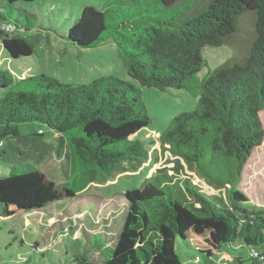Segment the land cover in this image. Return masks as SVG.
<instances>
[{
    "label": "trees",
    "instance_id": "16d2710c",
    "mask_svg": "<svg viewBox=\"0 0 264 264\" xmlns=\"http://www.w3.org/2000/svg\"><path fill=\"white\" fill-rule=\"evenodd\" d=\"M17 1L35 0H0V21L12 26L10 32L0 30V43L14 59L34 51L15 34L26 27L10 21L3 10ZM152 1L155 7L125 0L116 21L108 16L111 6L85 5L66 39L93 47L111 38L141 86L184 89L197 98L193 110L175 115L164 127L156 159L168 150L217 193L205 192L182 164L176 167V182L164 176L160 186L148 182L125 191L122 222L101 264H180L177 239L207 257L221 246L233 249L236 241L264 254V209L252 206L238 187L247 159L264 136L259 118L264 109V0ZM222 45L232 49V56L199 78L207 66L201 49ZM0 88V143L16 135L20 123L43 124L57 135L60 147L68 146L75 173V188L61 187L39 167L0 177V219H17L74 197L88 189L96 172L106 177L122 163L148 158L134 135L149 117L140 89L127 81L102 75L76 85L45 75L20 78L4 68ZM76 261L97 264L84 257Z\"/></svg>",
    "mask_w": 264,
    "mask_h": 264
},
{
    "label": "rangeland",
    "instance_id": "374dc122",
    "mask_svg": "<svg viewBox=\"0 0 264 264\" xmlns=\"http://www.w3.org/2000/svg\"><path fill=\"white\" fill-rule=\"evenodd\" d=\"M189 1L185 0V3ZM145 2H151L152 7L156 5L152 0ZM85 5L96 9L111 6L108 16L116 21L120 18L117 16V13L120 15L119 6H126V2L35 0L4 5L3 10L7 11L8 19L26 27L21 32L16 30V36L25 37L34 51L29 56L14 59L0 46V70L6 68L16 76L45 75L61 83L76 85L88 84L102 75H112L129 82L140 89L149 117L148 125L134 135L135 139L143 141L148 158H138V161L131 164L122 163L106 177L96 172L88 189L74 197L50 203L17 219L1 217L0 264H77V257H84L97 264L103 263L115 243L118 226L122 222L124 192L140 188L148 182L160 186L164 176L176 182V174L179 175L176 167L184 165L168 150L163 151L159 161L156 159L160 151V134L172 117L193 110L197 98L184 89L159 90L141 86L129 75L111 38L93 47H80L69 42L66 31ZM181 7L178 4L177 8ZM245 21H249V18L245 17ZM232 54V49L226 45L204 46L201 57L207 66L197 76L202 78ZM3 95L4 90L0 88V98ZM259 118L264 130V109L259 111ZM0 148L6 150L0 153V177L39 167L50 179L60 183L61 187L75 188L70 150L66 144L60 147L57 135L52 134L43 124L20 123L18 133L7 135L3 143H0ZM184 166L186 174L195 176ZM195 181L202 184L205 192L217 193L204 180L195 176ZM171 187L176 188L173 185ZM238 187L246 194L252 206L264 209V136L247 159ZM175 251L180 264H204L210 261L219 264L226 259L224 255L230 256V264L235 263V253L231 250H227L230 253L226 249L217 251L218 258L207 257L187 248L179 239ZM195 257L199 260L195 261ZM242 257L245 264H252L244 252Z\"/></svg>",
    "mask_w": 264,
    "mask_h": 264
},
{
    "label": "crops",
    "instance_id": "0c3cea01",
    "mask_svg": "<svg viewBox=\"0 0 264 264\" xmlns=\"http://www.w3.org/2000/svg\"><path fill=\"white\" fill-rule=\"evenodd\" d=\"M0 46L2 47V45H1V43H0ZM2 49H3V47H2ZM3 51H4V49H3ZM11 58V57H10ZM2 69H4V68H2ZM6 69V68H5ZM17 77H24V76H17ZM5 149L3 150V153H5ZM222 249H226V251L228 250V251H233L234 253H235V255H234V264H245L244 263V259H243V252H244V254L246 255L247 254V256H248V249H246L245 247H243L242 245H241V242H239V241H236L235 242V247L232 249V248H229V247H227L226 245L225 246H221L220 247V249H218L217 251H221ZM216 251V252H217ZM227 251V252H228ZM216 252H215V254L213 255L214 257H216V258H218V256L216 255ZM227 252H225V253H227ZM228 253H230V252H228ZM225 256V260H223L222 262L223 263H219V264H230L231 262L228 260V258L230 257V256H228V255H224ZM249 258V257H248ZM199 259H196L195 258V261H198ZM204 264H217L216 262H214V261H210L209 263H204Z\"/></svg>",
    "mask_w": 264,
    "mask_h": 264
},
{
    "label": "built area",
    "instance_id": "2783aa9c",
    "mask_svg": "<svg viewBox=\"0 0 264 264\" xmlns=\"http://www.w3.org/2000/svg\"><path fill=\"white\" fill-rule=\"evenodd\" d=\"M0 30L10 32L12 30V26L6 22L0 21ZM248 257L252 264H264V254L257 248L252 247L248 249Z\"/></svg>",
    "mask_w": 264,
    "mask_h": 264
},
{
    "label": "water",
    "instance_id": "95a60500",
    "mask_svg": "<svg viewBox=\"0 0 264 264\" xmlns=\"http://www.w3.org/2000/svg\"><path fill=\"white\" fill-rule=\"evenodd\" d=\"M33 210H39V209H33ZM33 210H31V211H33ZM30 212V211H29ZM198 259V258H197Z\"/></svg>",
    "mask_w": 264,
    "mask_h": 264
}]
</instances>
